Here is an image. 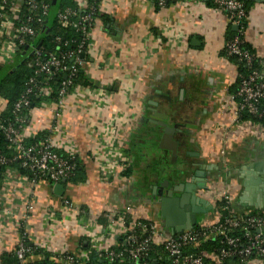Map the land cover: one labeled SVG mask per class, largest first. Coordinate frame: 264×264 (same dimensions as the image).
<instances>
[{"label": "crops", "instance_id": "crops-1", "mask_svg": "<svg viewBox=\"0 0 264 264\" xmlns=\"http://www.w3.org/2000/svg\"><path fill=\"white\" fill-rule=\"evenodd\" d=\"M210 1L214 0H180L158 10L149 0L102 3L101 12L108 20L97 21L88 32L89 60L83 67L93 87L76 89L62 106L46 105L29 119L30 131L53 132L59 144L77 146L86 181H66L62 195H56L57 184L41 182L33 187L8 168L0 184V256L15 250L22 224L29 244L58 262L64 254L79 256L82 240L93 250L106 252L117 246L125 230L103 227L98 218L103 215L108 221L116 213L150 221L157 228L159 245L188 222L184 214L182 222L165 225L159 207L150 201V186L163 180L172 185L193 180L196 197L212 207L207 214H197L195 225L201 227L216 220L213 202L204 193L209 188L228 190L235 216L264 213V130L232 121L236 100L229 89L238 74L220 52L233 25L227 13L207 4ZM252 2L243 39L261 59L264 0ZM162 94L171 101L160 100L158 105L155 97ZM155 112L167 116L162 122L172 129L179 113L177 124L186 125L175 159L170 150L159 147L162 127L148 121ZM109 126L116 128L115 148L124 153L130 172L104 181L91 152L104 141L103 131ZM174 135L175 130L162 144L177 142ZM135 142L136 155L128 151ZM147 163L152 169H146ZM185 164L191 172L184 176L178 168ZM193 172L201 176L193 177ZM64 199L80 209L79 217L64 211ZM28 203L33 207L29 212ZM24 213L26 222L21 220ZM39 259L30 255L26 260Z\"/></svg>", "mask_w": 264, "mask_h": 264}, {"label": "built area", "instance_id": "built-area-1", "mask_svg": "<svg viewBox=\"0 0 264 264\" xmlns=\"http://www.w3.org/2000/svg\"><path fill=\"white\" fill-rule=\"evenodd\" d=\"M163 1L179 3L180 0ZM103 2L104 1H101L100 6ZM73 3L75 8L80 11H83L87 7L86 0H73ZM213 4V10H225L227 12L230 24L233 26H238L240 20L245 15L243 5L239 0H214ZM24 6L28 8L29 13L34 12L37 14V22H41L49 14L48 5L41 1L3 0V4L0 6V35L3 38L0 44V67L8 66L14 62L18 47L24 45V37L35 36L34 30L26 23L30 21L31 18L28 17L26 21L20 19V13ZM72 13L73 11L70 9H65L64 11L58 12L57 18L66 21L68 16ZM92 26L93 21L89 14L80 17L79 20L73 24V28L80 29V31L86 35L88 29ZM228 49L229 54L237 55L247 66L250 65L252 56L246 51H242L238 48L237 39L233 40ZM31 53L39 58L36 63L37 67L34 71V75H49L51 71H54L64 76L65 82L62 83L59 89V98L56 104V106H62L68 95L71 94L67 92V86L75 72V67L83 68L84 63L80 58L76 57L73 60V65L67 66L63 64L65 56L57 58L53 54H47V58L41 60L40 57H42V55L39 48H32ZM260 62L264 69V57L260 59ZM27 85L28 87L24 95L20 96L13 105V110L16 112L26 110L30 106V101L26 95L34 92H37L38 96L50 94V91L38 88L34 78H30ZM235 98V108L232 115L233 123L250 124L249 122H240V113L258 115L261 117L262 113L258 112L257 105L260 101L264 100V72L252 70L246 76L241 77L237 85ZM4 104L5 101L0 98V133L11 146V160L16 161L20 168L24 169L26 172H30L32 175L37 176V181H31L30 185L35 187L41 182L55 185L59 184L63 179L67 180L70 178L74 174L77 161L79 160L77 146L59 144L58 141H54L53 132L36 144L24 145V141L33 138L39 130L30 131V120H27L21 115L13 117L12 119H3L1 114ZM115 129L114 126H109L103 131L104 141L100 140L97 148L91 152V158L96 164L100 178L104 181H108L114 176H117V178L122 176L128 166L127 159L124 158V153L120 149L115 148ZM113 149L115 151L114 154ZM8 160L6 155L0 151V167L7 164ZM24 179L27 181L26 178ZM205 194L213 202L216 220L210 225L202 226L208 229L209 232L200 243L220 237L226 248L220 250L218 253L198 252V254L193 257H185L184 261L188 264H227L231 259H234L236 264H264V216L256 215L251 212H245L241 216H235L231 213V215L225 218L222 224H219V215L215 205L217 202L223 201L224 204L230 208V193L225 188H209L206 190ZM62 207L65 209V212L74 213L78 217L81 214L80 209L66 199L62 200ZM32 208V205L28 203L26 211L29 212ZM5 213L7 214V212ZM27 218V213H24L21 220L26 222ZM108 223L110 229L122 227L125 233L128 232L130 235L126 238L127 242L134 241L133 233L138 226V222L133 221L125 227L122 215L116 213L108 217ZM23 227L24 225L22 224V227H20V241L14 252L16 258L21 263L24 262V258L29 252L21 241L22 238H26V231ZM233 229H241L242 234L228 236V232ZM150 230V240L153 244H157L155 242V237L158 234L156 226L152 224ZM194 241V236H191L187 232H183L176 239L170 236L161 240L159 245L164 247L169 258H171L170 264H179L180 245L185 242L193 243ZM143 251V247L136 248L135 251L131 253V258L137 260L138 257L143 254ZM106 252H108V255L113 256L110 250ZM59 261L67 264L71 263L72 259L67 254H64L59 258Z\"/></svg>", "mask_w": 264, "mask_h": 264}, {"label": "trees", "instance_id": "trees-1", "mask_svg": "<svg viewBox=\"0 0 264 264\" xmlns=\"http://www.w3.org/2000/svg\"><path fill=\"white\" fill-rule=\"evenodd\" d=\"M41 1L48 5L49 14L41 21L37 22V14L32 12L29 13L27 7H23L20 15L21 20H27L28 17L31 18L27 21V25L30 26L35 33L34 37H24V45L18 47V52L16 54L15 60L12 64L4 67H0V98L5 101L4 108L1 114L3 119H12L16 116H23L27 120L31 118L32 112L40 110L46 105H55L58 102V92L64 80V76L59 73L51 71L49 75H34L36 70V63L38 57L31 53L32 48H39L42 57L41 60H45L47 54H53L57 58L65 56L63 61L64 65H73L74 58L78 57L85 64L89 60L88 54V33L83 34L80 29L73 28V24L79 20L80 17L89 14L93 21V26L97 21L107 22L108 18L105 14L101 12L100 4L101 1L105 0H86L87 7L80 11L75 8L73 0H56L53 4V0H36ZM153 7L158 10L160 8H165L169 6L170 2H164L163 0H149ZM244 8L245 15L240 20L237 26V31H232L228 28L226 44L224 49L220 52V57L228 61L230 64L234 65L237 70V78L232 87H230L229 92L231 94L236 93L237 85L241 77L246 76L250 71H263L261 66L260 58H257L250 45H248L243 39V32L246 27V19L249 15L250 6H252L251 0H239ZM163 3V4H162ZM214 6V1H210L207 4ZM3 4V0H0V6ZM174 4V3H173ZM7 5V4H6ZM65 9H70L73 11L72 14L68 16L66 21L59 20L57 14ZM227 13L225 10H221ZM93 26L88 29V32L93 28ZM234 39L238 40V48L242 51H246L250 56H252L250 65L247 66L245 62L237 55H231L228 53V47L233 42ZM3 38L0 35V44ZM23 54V55H22ZM30 78L35 79V84L38 88L50 91L48 95L38 96L37 92L30 93L27 96L30 101V106L26 110H20L16 112L13 110L14 103L24 95L27 83ZM90 80L86 78L83 68L75 67V72L72 78L69 80L67 86V92L72 93L76 89L91 88ZM236 100V98H235ZM258 112L262 113V116L250 115L247 113H240V122H249L260 126L264 130V100L260 101L257 105ZM50 133L46 130L38 131L33 138L26 139L24 145H31L40 142L45 139ZM51 135V134H50ZM0 151L6 155L9 159L7 164L0 167V184L2 180V175L8 168L15 169L20 176L27 179V182L37 181V176L32 175L30 172H26L24 169L20 168L16 161L11 160L12 149L10 144L3 138L0 133ZM129 168L127 167L123 172L122 176L126 177L129 175ZM72 184H82L86 181V175L83 170V166L80 160L77 161V167L74 174L68 178ZM217 213L219 215V224L223 223L225 218L231 215V210L228 206L224 204L223 201L216 203ZM256 215H263L262 212H254ZM124 226L126 227L133 222L131 217L128 215H122ZM138 226L133 233L134 241L127 242L126 238L130 235L128 232L118 236L117 246L111 247L110 250L113 256L108 255V252H97L93 250L89 243L85 240L80 241L81 249L78 255H68L71 259V263L67 264H170L171 258H169L166 250L161 245L153 244L150 240V228L152 223L146 220H137ZM98 223L106 227L109 225L108 221L103 215L98 218ZM183 232L189 233L191 236L195 237V241L185 242L180 245V261L179 264H188L184 261L185 257H193L198 252H214L218 253L220 250L226 248L222 238H216L214 240H206L200 243V241L208 234V229L194 225L189 230H183L179 233L171 236L173 238H178ZM241 229H233L228 232V236L241 235ZM22 244L29 250L25 256L23 263L19 262L16 258L13 250L12 252L3 253L0 256V264H64L63 262H58L53 256L42 249L31 246L27 238L21 239ZM143 247V254L138 257L137 260L131 258V253L135 251L136 248ZM85 253L84 257H80L81 254ZM40 257L39 260L27 262L29 256ZM57 259V258H56Z\"/></svg>", "mask_w": 264, "mask_h": 264}, {"label": "water", "instance_id": "water-1", "mask_svg": "<svg viewBox=\"0 0 264 264\" xmlns=\"http://www.w3.org/2000/svg\"><path fill=\"white\" fill-rule=\"evenodd\" d=\"M198 1V0H196ZM202 2H206L207 0H200ZM254 2H263V0H251ZM56 0H53V4H55ZM237 26H233L232 30L237 31ZM23 55V54H22ZM264 72V69H263ZM182 95V90H181ZM155 118H157L161 123H159V126L165 128L164 136L161 139V143L159 144L160 148H166L171 151L173 159H175L176 155V148L177 143L172 142L171 145H163L162 143H165L169 139L168 133H172V128L166 127L164 123H162L163 120L167 119V116L156 114L155 112ZM186 165V164H185ZM187 166V165H186ZM191 172L190 165L187 166L185 170L181 172L182 175H186V173ZM201 174H198V172H193V177H200ZM175 177V175H174ZM177 180V178H174ZM193 181V180H192ZM191 182H186L176 185V186H169L168 180H164L161 184L162 188L167 189V193L163 194V191L160 190L157 187L152 188V197L150 198V201L156 204L159 207L160 216L162 219L165 220V225L172 227L175 222H182L184 214H187L188 222L186 225L182 224L180 225L181 228L177 229V231H174L173 233L177 234L180 231L183 230H189L196 224V216L197 214H207L210 210H212V207L209 202L206 200H201L196 197L194 194V190H196V185ZM178 180L175 182L177 183ZM66 183V180H61V182L54 186V193L56 195H62L64 188L63 185ZM175 194H179L176 196ZM189 204V205H188ZM187 205V206H186ZM174 234V235H175ZM228 264H236L234 259H231Z\"/></svg>", "mask_w": 264, "mask_h": 264}, {"label": "flooded vegetation", "instance_id": "flooded-vegetation-1", "mask_svg": "<svg viewBox=\"0 0 264 264\" xmlns=\"http://www.w3.org/2000/svg\"><path fill=\"white\" fill-rule=\"evenodd\" d=\"M181 93V92H180ZM160 100H162L163 102H166V101H171L170 100V97L169 96H167V95H157L156 97H155V101H156V103L158 104V105H160V103H161V101ZM170 103V102H169ZM153 117V118H152ZM179 117H180V115H179ZM157 118H154V115L153 116H150V119L148 120V121H150V122H152L155 126H159V123H161L158 119L156 120ZM174 120V119H173ZM163 123V122H162ZM164 124H166V123H164ZM177 124V121H176V123L175 124H173L172 125V127H175V129H172L173 131L175 130V132H176V135H174V139L177 141L176 143H177V146H180V145H182V143H183V139H184V137L186 136L185 135V133H186V131H185V129H183V127L185 128V126H181V125H176ZM166 127H168L167 126V124H166ZM168 128H170V127H168ZM165 130V128H163L162 127V130H161V135H160V141H161V139H162V137L164 136V131ZM170 134L171 133H168V135L170 136ZM138 143V142H137ZM136 145H138V144H136V142L134 143V144H131V146H129L128 147V151L129 152H131L132 154H137L138 153V151H135V147H137ZM152 169V168H151ZM180 174V173H179ZM164 181V180H163ZM161 184H162V182H160L159 183V185L158 186H155V187H157V188H159L160 190H162L163 191V194H166L167 193V189H165V188H162L161 187ZM178 184H180V182L178 183H174L173 185L169 182V186H176V185H178ZM154 186H150V189H151V193H150V197H152V188H153Z\"/></svg>", "mask_w": 264, "mask_h": 264}, {"label": "rangeland", "instance_id": "rangeland-1", "mask_svg": "<svg viewBox=\"0 0 264 264\" xmlns=\"http://www.w3.org/2000/svg\"><path fill=\"white\" fill-rule=\"evenodd\" d=\"M178 105H179V103H178ZM176 109L181 110L182 107H181V108H180V107H179V108L177 107ZM177 112H178V111H177ZM179 115H180V113H179ZM175 118H176V120H175ZM179 118H181V117H178V116H177V117H174L173 119H174L175 121H177V119H179ZM146 162H147V161H146ZM186 168H187V166H182L181 168H178V170H180V171L182 170V171H183V170H185ZM146 169H151V165H150V163H147V164H146ZM205 191H206V190H205ZM204 193H205V192H204Z\"/></svg>", "mask_w": 264, "mask_h": 264}]
</instances>
